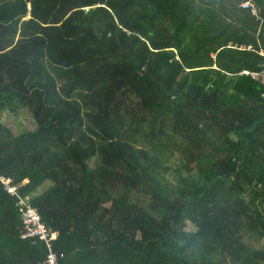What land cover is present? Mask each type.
Segmentation results:
<instances>
[{"label": "trees", "instance_id": "16d2710c", "mask_svg": "<svg viewBox=\"0 0 264 264\" xmlns=\"http://www.w3.org/2000/svg\"><path fill=\"white\" fill-rule=\"evenodd\" d=\"M245 1L0 0V114L36 125L0 122V179L58 264H264V0ZM22 232L0 181V264H44Z\"/></svg>", "mask_w": 264, "mask_h": 264}, {"label": "built area", "instance_id": "2783aa9c", "mask_svg": "<svg viewBox=\"0 0 264 264\" xmlns=\"http://www.w3.org/2000/svg\"><path fill=\"white\" fill-rule=\"evenodd\" d=\"M242 7L249 8L253 14H257V7L251 1H245L242 3ZM262 53V52H261ZM248 73V71H243ZM254 76H258L254 73ZM260 80L264 83V71L260 73ZM0 181L4 184V188L7 193L16 198V206L21 218L23 226V232L21 238L23 239H34L37 238L46 244L48 253L45 257L44 264H58L57 255L51 250L50 242L53 241L57 234L49 233L34 208L30 205L27 199L20 197L17 192V188L10 184L9 179L1 178Z\"/></svg>", "mask_w": 264, "mask_h": 264}, {"label": "rangeland", "instance_id": "374dc122", "mask_svg": "<svg viewBox=\"0 0 264 264\" xmlns=\"http://www.w3.org/2000/svg\"><path fill=\"white\" fill-rule=\"evenodd\" d=\"M0 122L4 126L10 128L14 134L23 133L26 131H33L36 128L32 115L27 109H18V113L16 114H10L4 111L0 114ZM175 162H177V158H175ZM172 170L173 173L171 175L166 176L167 183L170 187H174L177 181L176 175L174 173V165ZM49 185V183H44L40 188L37 189L35 194L42 193ZM135 199H137L141 203L147 202V199L143 196H137ZM262 242H264V239L262 240Z\"/></svg>", "mask_w": 264, "mask_h": 264}]
</instances>
